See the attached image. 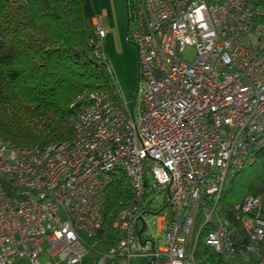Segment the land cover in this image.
Masks as SVG:
<instances>
[{
    "label": "built area",
    "instance_id": "obj_1",
    "mask_svg": "<svg viewBox=\"0 0 264 264\" xmlns=\"http://www.w3.org/2000/svg\"><path fill=\"white\" fill-rule=\"evenodd\" d=\"M131 1L137 110L116 94H82L67 141L21 150L0 140V264H39L42 254L48 264H81L118 173L133 202L115 217L118 239L92 264H196L201 241L228 264H264L259 198L235 207L243 236L216 209L226 180L264 151V10L247 0ZM104 37L94 17L96 58ZM144 172L151 190L168 195L156 224L161 246L137 237Z\"/></svg>",
    "mask_w": 264,
    "mask_h": 264
},
{
    "label": "trees",
    "instance_id": "obj_2",
    "mask_svg": "<svg viewBox=\"0 0 264 264\" xmlns=\"http://www.w3.org/2000/svg\"><path fill=\"white\" fill-rule=\"evenodd\" d=\"M85 2L0 0L2 142L21 150L58 145L70 137L68 121L80 109V103L74 104L77 96L105 93L115 100L106 63L93 55L85 29ZM247 2L264 10V0ZM129 22L131 26V18ZM116 176L106 186L103 226L93 239L84 241L89 250L99 251L94 244L105 250L113 246L105 240L116 233L112 229L115 217L133 202L129 183L123 175ZM143 176L146 194L151 188L145 172ZM160 192L164 202L153 214L156 217L169 212L168 195ZM248 197H264V151L255 154L253 165L226 180L217 202L218 215L240 236L243 233L236 219L243 216L235 212V207ZM140 210L143 215L148 207L141 206ZM194 258L196 264H228L202 241L196 245Z\"/></svg>",
    "mask_w": 264,
    "mask_h": 264
},
{
    "label": "rangeland",
    "instance_id": "obj_3",
    "mask_svg": "<svg viewBox=\"0 0 264 264\" xmlns=\"http://www.w3.org/2000/svg\"><path fill=\"white\" fill-rule=\"evenodd\" d=\"M91 12L90 20L93 15L99 19L101 27L105 32V37L100 43L99 55L107 67V73L110 80V86L114 90L118 99L128 109L137 110L136 104V89L138 83V63L136 49L130 40L129 30L131 28L129 18L133 17L131 9L133 2L131 0H88ZM85 29L91 38V28L88 27L87 18L85 17ZM129 29V30H128ZM128 31V32H127ZM193 57V51L187 50L183 58L190 61ZM109 71V72H108ZM121 177L118 173L116 178ZM149 179V185L154 186ZM115 178V177H113ZM163 194L154 187V190L147 189L143 197L142 209L148 207L145 214L142 215V221L145 224V230L142 233V238H153L154 242L161 246L162 241L157 236V217L153 214L160 210L163 206ZM118 239L116 233H111L110 240L106 239V243H114ZM93 248L99 251L87 252L81 264L85 261H99L102 255L106 252L105 249L94 244ZM49 261L46 254H42L39 259V264H44ZM92 264V263H91ZM131 264H142L140 258L133 259Z\"/></svg>",
    "mask_w": 264,
    "mask_h": 264
},
{
    "label": "crops",
    "instance_id": "obj_4",
    "mask_svg": "<svg viewBox=\"0 0 264 264\" xmlns=\"http://www.w3.org/2000/svg\"><path fill=\"white\" fill-rule=\"evenodd\" d=\"M223 1H227V0H223ZM88 3H89V1L86 0L85 6H84V18L85 17L87 18L88 27L91 28V24H92V21H93V18L95 17V15H93L92 18H91V21H89L90 20V16H91V12H90V8H89ZM258 212H259L260 216L264 219V197H261L259 199V201H258ZM90 263H91V261H90ZM15 264H29V263L26 262V261H19V262L15 263ZM44 264H48V261H47V263H44ZM52 264H61V263H56L55 262V263H52ZM85 264H88V262L85 261Z\"/></svg>",
    "mask_w": 264,
    "mask_h": 264
},
{
    "label": "water",
    "instance_id": "obj_5",
    "mask_svg": "<svg viewBox=\"0 0 264 264\" xmlns=\"http://www.w3.org/2000/svg\"><path fill=\"white\" fill-rule=\"evenodd\" d=\"M139 224H140V230L137 233V237H140L145 230V224L142 221V219H139Z\"/></svg>",
    "mask_w": 264,
    "mask_h": 264
}]
</instances>
